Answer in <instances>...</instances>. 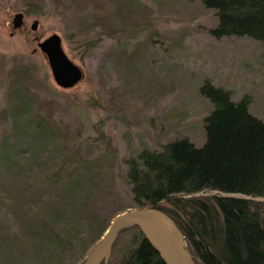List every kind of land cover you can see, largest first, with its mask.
Returning a JSON list of instances; mask_svg holds the SVG:
<instances>
[{"label": "rangeland", "instance_id": "obj_1", "mask_svg": "<svg viewBox=\"0 0 264 264\" xmlns=\"http://www.w3.org/2000/svg\"><path fill=\"white\" fill-rule=\"evenodd\" d=\"M139 1L152 12H135L125 24L118 19V30H113L115 18H110L98 34V43L83 51L76 49L80 29L68 16L76 11L104 15L113 11L116 0H89L80 9L68 6L69 0L58 6L51 0H28L33 4L28 13L15 10L16 0H0V115L3 111L25 115L23 99H27L10 88L7 69L11 63L2 57L17 56L37 67L38 94L50 107L39 111L52 114L58 133L56 140L42 147L32 131L21 126L12 129L10 116L1 120L0 134L22 135L24 148L21 155L11 149V158L0 154V180L18 173V181L28 185L34 175L52 170L53 162H68L69 168L84 159L77 175L79 180L84 178L75 186L76 199L71 204L79 206L80 197L86 195L83 218L85 212L94 211L110 222L117 210L134 208L125 178L127 158L142 147L159 150L174 138H187L197 147L204 143L203 118L212 107L199 92L205 79L229 89L234 100L248 94V110L264 120V47L260 42L212 36L209 30L216 25V16L200 0ZM99 2L105 5L102 10ZM16 13H22L23 22L13 28ZM34 20L36 30L31 29ZM94 31L100 28L95 26ZM63 32L70 38H64ZM51 33L61 37L63 49L83 72L82 79L67 89L55 84L45 55L36 48L37 39ZM34 161L43 166H35ZM16 206L0 203V264H38L36 239L21 235L24 226L15 208L22 205Z\"/></svg>", "mask_w": 264, "mask_h": 264}, {"label": "trees", "instance_id": "obj_2", "mask_svg": "<svg viewBox=\"0 0 264 264\" xmlns=\"http://www.w3.org/2000/svg\"><path fill=\"white\" fill-rule=\"evenodd\" d=\"M51 1L58 6L64 0ZM87 1L69 0L68 6L80 9ZM200 1L216 16V25L209 30L212 36L247 37L264 47V0ZM30 6L33 4L28 0H16L15 10L28 13ZM98 7L102 10L105 5L99 2ZM143 11L152 12L139 0H116L113 11L104 15L94 11L72 13L68 20L82 34L76 49L95 46L110 18H115L113 30H118V19L129 23L135 12L146 15ZM95 26L99 32L94 31ZM89 31L94 33L88 36ZM62 35L68 37L64 32ZM2 57L11 63L7 69L10 88L27 100L23 99L24 117L17 111H3L0 121L10 116L12 129L21 126L32 131L42 147H47L56 140L57 122L48 111H39L49 105L38 94V69L17 56ZM199 92L212 106L203 118L204 143L197 147L187 138H174L159 150L142 147L127 158L125 178L131 201L134 208H159L168 214L181 231L195 264H264V120L248 110V94L234 100L229 89L207 79ZM23 140L22 135L14 138L0 134L1 156L14 157L11 149L21 155ZM79 161L69 168L68 162H53L52 170L34 175L28 185L18 181V173L0 180V203L11 207L21 203L24 208H15V214L24 226L21 235L36 239L33 248L38 264H80L109 223L94 211L85 212L83 218L81 212L88 206L86 195L80 197L79 206L71 204L76 199L74 188L84 178H77L84 159ZM34 165L43 166L36 161ZM203 192L210 194L197 195ZM76 207L80 214H76ZM111 249L107 262L101 264H164L137 226L120 232Z\"/></svg>", "mask_w": 264, "mask_h": 264}, {"label": "water", "instance_id": "obj_3", "mask_svg": "<svg viewBox=\"0 0 264 264\" xmlns=\"http://www.w3.org/2000/svg\"><path fill=\"white\" fill-rule=\"evenodd\" d=\"M22 17V13L14 15L13 28L21 26ZM37 23V20L33 21L32 30H36ZM36 48L45 55L57 86L67 89L82 79L81 68L65 53L61 37L57 33H51L41 40L37 39ZM133 226L139 228L164 264H195L186 247L184 237L173 220L163 211L151 207L132 208L117 213L80 264L106 263L117 235Z\"/></svg>", "mask_w": 264, "mask_h": 264}, {"label": "bare ground", "instance_id": "obj_4", "mask_svg": "<svg viewBox=\"0 0 264 264\" xmlns=\"http://www.w3.org/2000/svg\"><path fill=\"white\" fill-rule=\"evenodd\" d=\"M61 42H62V39H61ZM63 45V44H62ZM65 51V50H64ZM66 53V52H65ZM69 57V56H68ZM72 60V59H71ZM73 61V60H72ZM74 62V61H73ZM77 63V62H76ZM206 80V79H205ZM219 87V86H218ZM224 89H226V88H224ZM122 93V92H121ZM232 97V96H231ZM120 102V101H119ZM157 209V208H156ZM159 209V208H158ZM163 211V210H162ZM168 215V214H167ZM172 219V218H171ZM175 223V222H174ZM127 230V229H126ZM118 236V235H117ZM96 243V242H95ZM94 243V244H95ZM114 243V242H113ZM111 251H112V249H111ZM193 258V257H192Z\"/></svg>", "mask_w": 264, "mask_h": 264}]
</instances>
